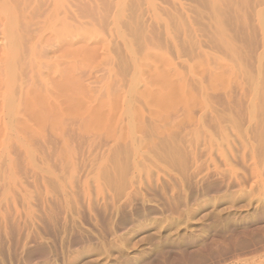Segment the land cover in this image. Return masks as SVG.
Masks as SVG:
<instances>
[{"label":"rangeland","instance_id":"1","mask_svg":"<svg viewBox=\"0 0 264 264\" xmlns=\"http://www.w3.org/2000/svg\"><path fill=\"white\" fill-rule=\"evenodd\" d=\"M110 1L114 119L20 127L0 103V264H264V0ZM145 36L195 95L162 121L128 110Z\"/></svg>","mask_w":264,"mask_h":264},{"label":"bare ground","instance_id":"2","mask_svg":"<svg viewBox=\"0 0 264 264\" xmlns=\"http://www.w3.org/2000/svg\"><path fill=\"white\" fill-rule=\"evenodd\" d=\"M122 16L123 9L110 0H0V103L13 87L8 107L12 102L22 115H13L15 126L59 128L70 118L100 127L115 118L129 96L117 86L111 56ZM143 43L146 61L136 64L131 85L137 99L127 108L141 119L146 107L153 120L162 121L179 104L191 105L195 95L169 56L156 54L153 37L145 36ZM208 71L213 82L223 77Z\"/></svg>","mask_w":264,"mask_h":264}]
</instances>
